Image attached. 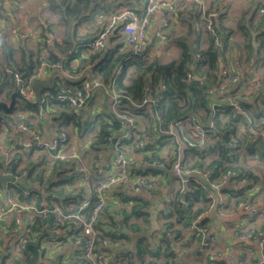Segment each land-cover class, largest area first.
<instances>
[{
	"label": "crops",
	"instance_id": "obj_1",
	"mask_svg": "<svg viewBox=\"0 0 264 264\" xmlns=\"http://www.w3.org/2000/svg\"><path fill=\"white\" fill-rule=\"evenodd\" d=\"M123 1L126 4H123ZM104 2L109 8L108 12H102L99 9L94 10L92 15L83 20L76 29L72 47L69 48V52L79 51L75 58L69 62L73 68L79 66L82 57H86L88 54L94 52L83 46V43L89 41V38L92 39L97 34L104 17L112 11L125 7H134L133 3H130L128 0H104ZM194 2H201L204 10L215 11L217 16V18L216 16L214 17L216 18V23H220L225 28L230 29L228 43L221 49L223 50L224 57L219 59V67L228 65L232 72L238 74L240 77L239 88L252 93V88L248 84L244 85V83H249L254 77H264V45L259 46L258 40L259 33L263 30L258 21L263 16L258 12V0H178V10L187 14L186 6L190 7ZM53 12L55 13L50 8V0H0V66L3 65V42L12 47L13 56L17 60L21 57V48H28L34 53L37 52L41 48L42 37L46 31L52 30L55 43L58 45L63 44L64 29L62 33H58L56 32L58 30L57 21L56 23H49L50 14ZM97 12H99V17L97 16ZM164 13L165 10H158L150 26L149 55L155 48L164 47L167 49L169 46H174L175 52L173 57L177 58L180 49L175 40L180 34L186 33V22L180 20L177 15L173 16L168 29V39L161 41L155 37L154 32ZM55 14L58 16L57 13ZM203 29L204 23L201 16L195 28V35L198 34L199 39H196L195 35L192 38V42L196 40V43L201 47H205L207 44V30ZM14 31L15 33H13ZM244 34L250 36V57H248L249 53L244 48L246 38ZM115 39L116 42L119 40L117 30L114 31L108 44H114ZM77 42L82 43L77 45ZM57 76L55 71L47 72L41 81L46 82L50 79L51 86ZM44 89L41 88L40 92ZM229 91H232V89ZM258 91V93H262L261 89H258ZM94 95L91 111L89 112V106L85 110L87 114L90 113L91 117L97 113L105 112V97L102 90H96ZM97 98L101 99V101L99 100L98 108L94 104ZM217 98V96L212 95V101H215ZM4 100L8 101L9 97ZM92 106L95 107L94 111L92 110ZM27 111L29 112H19L18 116H12L13 119L0 123V132L6 140L4 141L3 150L5 154L9 155L16 146L22 151L21 143L27 137V133L17 127L19 120L24 119L29 124L36 125L42 136L48 140L54 136L56 132L54 120L45 115L44 118L36 121L35 117H33L34 112H30L31 110ZM17 117H20V119H17ZM247 127L246 124L239 125L236 133L240 142L239 147L237 148L235 159L229 163L241 170L243 176L240 177V180L243 181L238 183L237 179H229L224 182L220 187V193H222L225 200L223 207L217 209L215 205L212 207L208 205L199 213L196 219V221H204L203 227L197 226V228L207 230V239H205V236H201L200 233L194 238L192 236L195 234H191L193 228H183L181 230V237L178 240L174 239L171 243L168 256H161L160 254L164 250L161 242L162 238L165 236L172 238V233L164 231L162 229L163 223L159 224L155 219L158 225L154 231H150L148 224L145 226L142 222H148L153 212H158L163 216V213H166L171 207V201L174 199L175 193L185 183L180 182L169 170L164 171L142 167H136L137 169L131 168L133 174L138 172L137 174L143 173L147 175L154 182L155 188L152 189L151 197L146 196L145 192H140L137 196L129 197V192L126 188H116L113 190L111 198L102 214V225L105 233L112 228L116 234H123V237L115 244L104 248L105 251L102 257L104 262L114 263L122 261L130 254V264H164V262L166 264H264V259L262 258L264 246L260 247L255 241L245 240L239 236L243 230L255 231L264 228V147L258 146L254 139L248 137ZM68 128L69 139L79 151L83 162L87 166L91 167L92 160L97 151L102 152L103 163H106V165L110 164L111 153L109 146L92 145V139L85 140L83 144H80L78 139L86 133L80 135L75 133L70 125ZM1 145L2 141L0 139V147ZM40 153L45 154V159L48 161L46 167L50 169V164L52 165V163H49L50 156L47 152L35 150L33 156H38ZM181 153H183L182 150ZM137 156L135 157L137 158ZM212 157L213 155H209L208 159ZM87 159L89 160L86 162L85 160ZM64 161H73L75 163L73 170L74 177L70 184L65 185L66 189L72 191L75 195L78 186V174L76 170L78 160L71 159ZM106 170L107 172L109 171V169ZM94 173L92 170V178ZM48 176V173L45 171L43 173V181L41 183H38V181L32 182L31 188L46 196L50 184ZM23 177H17L19 178L18 181L23 180L21 179ZM54 180H57V178H54ZM21 183L26 184L27 180L21 181ZM0 198L4 203H7L8 198L23 202L18 199L15 190L10 188L7 183L0 185ZM138 200H140V203L145 202L147 204L146 215H140L139 217L130 215L128 217L127 215L130 214L131 206L137 203ZM239 200L251 201L261 211V214L248 217L243 210L237 208L236 202ZM50 205L59 206L58 202L54 200L51 201ZM73 206L74 204L71 202L65 210H70ZM150 210L151 212H149ZM34 215L36 214L33 212H24L19 215L12 213L0 220V264H89L81 253L71 233L72 231L69 229L70 225L64 223L69 222V219V221H61L59 227L48 230L42 236H38L35 243L37 252L34 255L30 254L29 257L24 256V250L22 251L18 248L17 235ZM109 216L112 218V221L117 223L115 227H112L110 224ZM16 217L20 218L19 223H15ZM57 217L61 218L62 216L57 214ZM124 217L127 218L128 223H133L134 226L130 227L125 224L123 221ZM193 226L196 227L195 225ZM144 229L147 231L144 232ZM138 238H141L144 245H148L146 246L145 254H141L144 257L136 254V242ZM154 252H157L159 257L155 258Z\"/></svg>",
	"mask_w": 264,
	"mask_h": 264
},
{
	"label": "trees",
	"instance_id": "obj_2",
	"mask_svg": "<svg viewBox=\"0 0 264 264\" xmlns=\"http://www.w3.org/2000/svg\"><path fill=\"white\" fill-rule=\"evenodd\" d=\"M128 1L133 3L134 7L131 9L141 16L145 8V3L141 0ZM122 3L126 4L124 1ZM50 8L58 14L60 24L64 25L63 44L58 45L53 40L50 51L55 50L67 57V61L64 64L66 69L74 70L82 68L86 64L91 65L93 71L100 78L103 85L108 86L112 84L116 90L129 95L136 102L141 101L146 94L161 95V98L154 106L159 121L156 122L154 117L145 113H141L139 117L137 116L138 118L136 120L138 125L142 124L147 131L157 136L155 137V141H160V139L163 138L162 135L157 134L155 131L157 125L162 129H166L171 122L178 118L195 115L199 122L208 129L206 144L199 149L189 147H184L182 149L185 166L188 168H210L215 165L218 170L216 174L230 168L239 172V175L236 176L235 179L243 176L240 169L229 164L235 159L236 154H234L233 151L237 149L235 147H230L229 143L235 141L239 145L240 142L236 133L240 124L247 125V121L250 120L251 125L259 123L264 125V96L261 97L259 103L260 105L262 104V108L259 107L256 100L241 102V112L234 111L227 105L211 108L212 94L208 92V89L217 90L221 80L219 74V59L224 57L223 50L221 49L227 45L230 36V29L225 28L220 23H216L217 16L212 21L213 33L207 31V44L205 47H201L196 43V40L192 42V38H194L195 35L196 23L202 14L200 5L194 2L190 7L186 6L187 14L179 11L177 6L178 9L174 15H177L180 20L186 22V33L180 34L176 38L175 42L180 49L179 55L177 58H173L169 61L160 62L155 59V57L149 58V45L146 46L141 53L134 56L131 55L130 51L124 50L121 42L115 41L114 44H108L101 52H92L86 57H82L79 66L73 68L70 66L69 62L71 59L75 58L79 51L69 52V48L72 47L78 25L92 15L94 10L99 9L102 10V12H106L109 8L106 6L104 0H50ZM209 11V9L205 10L206 13ZM98 14L99 12H97V16L99 17ZM262 16L263 17L258 21L259 25L263 28L258 36L259 46L264 45V24H262L264 23V15ZM195 36L196 39H199L198 34ZM244 36H246L244 48L248 51V57H250V36H247V34H244ZM215 37L218 40V44L221 43V46L216 44L214 40ZM42 38H44V35ZM88 40H91V38ZM80 43L82 42H77L76 44L79 45ZM41 46L42 44L40 47ZM2 47L3 65L0 66V96L2 98H0L7 99L9 94L16 89V85L9 78L4 69L9 68L13 72L19 73L21 77H26L32 73L36 65V56L41 48L35 53L28 48H21V57L17 60L13 56V49L11 46L3 42ZM47 58L51 61L54 60L55 56L53 53H50ZM253 63H255V61H253ZM189 72L193 74V79L186 80V75ZM159 83L164 84L165 88L163 90L159 88L156 89ZM58 84L67 85L68 82L57 77L48 89L53 92ZM145 87H148L149 90H145ZM91 103H93V99L90 100L89 104ZM19 107L23 109L20 112H29L27 110H31L30 112H37L40 109L39 104L31 105L24 102L21 103ZM41 109L46 116L55 120L56 131L59 132L62 130L68 137L69 125L75 133L80 135L95 131L96 133L92 141V145L95 146L105 145L106 136L110 129H114L119 125V122L116 121L110 113L106 112L97 113L91 117L89 122L82 123L78 116L68 114L67 104L63 102L43 103L41 104ZM13 110L14 109L3 117V122H6L8 119H13L11 114ZM131 111L136 115L139 114L138 111L133 109ZM55 114L57 116L53 117ZM60 118H62L63 121H59ZM22 120L29 124L27 120ZM209 122H211V127H208ZM248 137H250L249 134ZM153 145H159V143L155 142V144H148V146L151 147ZM22 151L16 146L9 156L8 154H0V171L7 172L15 177L13 182H7V184L10 188L15 190L18 199L21 201H26L28 199L35 200L36 202L45 201L48 205L54 200L58 202L63 213L77 211V205L80 202H78V200H80L78 192L76 191L74 195L73 192L66 189L65 186L66 184H70L74 177L73 170L75 163L73 161L59 159L49 160V163L51 162L52 165L50 164V169H47L46 165L48 161L45 159V154L40 153L38 156H33L35 151L34 148ZM209 155H213V157L208 159ZM45 171L49 175L48 181L50 184L48 187V194L43 196L41 192H37L36 189L31 188L30 185H32L34 181L41 183ZM21 176H24L21 178L23 180L18 181L19 178L17 177ZM54 178H57V180H54ZM93 179H99V175L96 172L93 174ZM24 180H27L26 184L21 183V181ZM26 189L30 191L27 198L22 194ZM93 200L92 198L91 204ZM71 202L74 204L70 209L71 211L65 210L67 205L69 206ZM91 204L80 211L82 215L85 216L86 213L89 212ZM209 204L210 200L205 198L204 190L196 186L193 182H186L182 188L177 190L174 199L171 201V207L166 213H163L162 216L164 218L162 229L166 232L171 231L172 238L166 236L162 238L161 242L164 246V250L160 254L161 256H168L171 243L174 239L178 240L181 237V230L183 228H193L191 234L195 235L192 237L195 238L198 236L199 231H196L197 226L203 227L204 221H196V219L199 213ZM146 205L145 202L140 203V200H138L137 203L131 206L130 214L127 216L134 215V217H139L140 215H146ZM32 220L31 231L33 233V238H29L23 254L28 257L30 254L34 255L37 252L35 246L36 238L40 235L42 236L48 230L59 227L61 221V219L57 217V214L53 212H48L44 216L35 215L32 217ZM64 221L69 220L67 219ZM123 221L130 227L134 226L133 223H128L126 217L123 218ZM109 222L112 227L117 225L115 221H112L110 216ZM64 223L71 226L73 225L70 221ZM105 236L110 241V245H113L123 237V234H116L111 228L105 233ZM136 244V254H145L146 246L148 245H144L141 238H138ZM153 255L155 258L159 257L157 252H154ZM140 257H144V255ZM164 264L166 263L164 262Z\"/></svg>",
	"mask_w": 264,
	"mask_h": 264
},
{
	"label": "built area",
	"instance_id": "obj_3",
	"mask_svg": "<svg viewBox=\"0 0 264 264\" xmlns=\"http://www.w3.org/2000/svg\"><path fill=\"white\" fill-rule=\"evenodd\" d=\"M141 1L145 3L141 16L129 7L112 11L102 20L98 33L91 40L83 43V46L94 52H101L108 45L114 31L117 30V37H119L124 50L130 51L131 55L135 56L149 45L150 26L155 19V13L161 9L165 10V13L162 15L154 35L159 40L166 41L172 18L178 9V0ZM198 4L202 9L201 16L205 30L213 33L212 21L216 16L215 11L206 13L203 4L201 2ZM258 4V12L264 15V0H258ZM53 39V31H46L44 38H42L41 49L36 56V65L31 74L23 78L19 73L13 72L9 68H5L4 71L16 85L15 90H19L23 99L28 102H32L35 99L33 81L42 80L47 72L55 71L58 75L57 77L68 82L67 85H56L53 92L48 88L40 92V98L37 103L40 109L33 113L36 121L41 120L45 116L41 109V104L63 102L67 104L68 114L78 116L82 123L89 122L91 116L85 110L89 106V112L91 111L89 102L94 98V92L101 89L105 97V112L110 113L119 122V125L114 129H110L106 136L105 145L110 147L109 151L111 153L110 164L106 165V163H103V154L101 151H97L91 167H89L83 162L79 151L71 143L64 131H56L54 136L48 140L42 136L36 125H29L23 120L18 121L17 127L27 133V137L21 143L22 150L34 148V150L47 152L50 160H78V165L76 166L78 186L76 191L81 200L77 205V211L63 213L59 206L48 205L45 201L36 202L28 199L18 202L8 198L7 203H4L0 198V220L12 213L19 215L24 212H33L41 216L46 215L48 212L59 214L62 216L60 218L61 221L69 219L73 224L72 226L70 225L69 229L72 231L71 233L81 253L89 264H130V254L122 261L114 263L104 262L102 258L105 251L104 248L111 245L105 236L102 214L111 198V193L116 188H126L129 192V197L137 196L140 192H145L146 196L151 197L152 189L155 188L154 182L147 175L133 174L131 168L142 167L169 170L180 182H193L196 186L202 188L205 198L210 200L209 206L215 205L217 209L223 207L225 200L222 193H220L221 185L229 179H237L238 183L243 180H240V178L235 179L239 172L230 168L216 174L218 170L215 165L210 168H188L185 166L181 150L184 147L199 149L206 144L208 129L199 122L195 115L178 118L171 122L166 129H162L157 125L155 131L157 134L162 135L163 138L160 141H155L157 136L152 135L142 124L138 125L136 120L141 113H145L154 117L156 122L159 121L154 106L161 98V95L146 94L141 101L136 102L129 95L116 90L112 84L103 85L91 65L74 70L66 69L64 64L67 61V57L55 50L50 51ZM214 40L218 44L216 37ZM218 45L221 46V43ZM50 53L55 56L54 60H48L47 57ZM219 74L221 80L217 90L208 89L210 94L218 97L215 101H211V108L227 105L234 111L241 112V102L256 100L258 104L260 103L261 97L264 96L263 76L254 77L249 83H244V85L248 84L252 88L253 92L251 93L239 88L240 77L232 72L228 65L222 66ZM191 79H193V74L189 72L186 75V80ZM158 88L163 90L165 86L163 83H159L156 89ZM231 89L232 91H229ZM258 89H261L262 93H258ZM145 90H149V88L145 87ZM259 107L262 108V104H259ZM132 109L138 111L139 114H134L131 111ZM92 110H95L94 106H92ZM56 116L55 114L53 117ZM59 121H63V119L60 118ZM247 126L249 136L254 139L258 146L264 147V125L261 123L251 125L250 120H248ZM208 127H211V122H209ZM155 142H158L159 145L148 146V144H155ZM180 143L183 145L182 149ZM229 146L238 148L239 145L232 141ZM237 150H234L233 153L236 154ZM136 155H138L137 158L135 157ZM106 169H109V171L107 172ZM92 170L99 175V179L94 180L92 178ZM29 192L26 189L22 194L27 198ZM92 198L94 200L91 204ZM90 204L89 212L85 216L82 215L80 211L87 208ZM236 206L238 209L243 210L248 217L261 214V211L249 200H239L236 202ZM16 222H20L19 217L15 218ZM32 223L33 220L31 218L29 223L17 235L18 248L22 251L25 249L29 238L32 237ZM197 231L207 239L206 229L197 228ZM239 236L245 240L255 241L260 247L264 246V228L255 231L243 230ZM262 258L264 259V254H262Z\"/></svg>",
	"mask_w": 264,
	"mask_h": 264
},
{
	"label": "rangeland",
	"instance_id": "obj_4",
	"mask_svg": "<svg viewBox=\"0 0 264 264\" xmlns=\"http://www.w3.org/2000/svg\"><path fill=\"white\" fill-rule=\"evenodd\" d=\"M57 21V23H56ZM56 23L57 26H58V30L56 32L58 33H62L63 32V29H64V25L60 24L59 22V19H58V16L53 12L50 14V19H49V23ZM59 23V24H58ZM53 25V24H52ZM60 25V26H59ZM116 41V39H115ZM119 41V40H117ZM174 46L172 47H168L167 49L164 48V47H161V48H155L151 54L149 55V58H152V57H155V59H157L158 61L160 62H166V61H169L171 60L172 58H174ZM99 100L101 101L100 98H97L94 102V104L96 105V107L99 105ZM23 103L22 101H16V104L14 106V110L13 112L11 113L12 116H18L19 115V112L23 109H20V104ZM98 108V107H97ZM17 119H20V117H17ZM95 131H91V132H88L86 134H84L80 139H78L79 143L80 144H83V142L85 140H93L94 139V135H95ZM0 139L2 141V145L0 147V154H3L4 153V141H6L3 137V134L0 132ZM80 147L82 148V146L80 145ZM5 154V153H4ZM10 154V153H9ZM35 155H38V154H35ZM9 156V155H8ZM91 159V158H90ZM89 159L85 160L86 162L88 161ZM7 161V160H6ZM151 212V210L149 211ZM154 215V216H153ZM153 215H150L149 219H148V222L147 221H143V225L147 226L148 224V229L150 231H154L155 229H157V222L159 224L163 223L164 222V218L160 215V213L158 212H153ZM154 217V218H153ZM157 221H155V220ZM140 221H142L141 219H139ZM147 230L144 229V232H146ZM143 232V231H142ZM171 233V231H170Z\"/></svg>",
	"mask_w": 264,
	"mask_h": 264
},
{
	"label": "water",
	"instance_id": "obj_5",
	"mask_svg": "<svg viewBox=\"0 0 264 264\" xmlns=\"http://www.w3.org/2000/svg\"><path fill=\"white\" fill-rule=\"evenodd\" d=\"M33 87H34V91H35V99L32 102H28L26 100L23 99L22 95L20 94L19 90H14L9 94V100L6 101L4 99L0 98V123H2V121L4 120V116L3 114H8L12 111L13 107L16 104V101H22L24 103L27 104H31V105H35L38 103L39 98H40V90L41 88H48L50 86V79L47 80L46 82H42L41 80H34L33 81ZM173 131L175 132V130L173 129ZM178 141L180 142V140L178 139ZM180 147L181 149L183 148V145L180 143ZM15 180V177L12 176L9 173H3L0 171V185H4L7 182H13Z\"/></svg>",
	"mask_w": 264,
	"mask_h": 264
},
{
	"label": "flooded vegetation",
	"instance_id": "obj_6",
	"mask_svg": "<svg viewBox=\"0 0 264 264\" xmlns=\"http://www.w3.org/2000/svg\"><path fill=\"white\" fill-rule=\"evenodd\" d=\"M4 116V114H2ZM3 122V121H2Z\"/></svg>",
	"mask_w": 264,
	"mask_h": 264
}]
</instances>
